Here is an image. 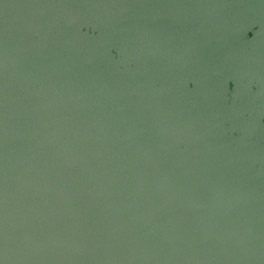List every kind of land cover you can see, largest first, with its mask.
<instances>
[{"label": "water", "instance_id": "water-1", "mask_svg": "<svg viewBox=\"0 0 264 264\" xmlns=\"http://www.w3.org/2000/svg\"><path fill=\"white\" fill-rule=\"evenodd\" d=\"M0 264H264V0H0Z\"/></svg>", "mask_w": 264, "mask_h": 264}]
</instances>
